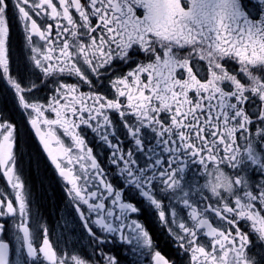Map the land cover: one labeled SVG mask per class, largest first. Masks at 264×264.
<instances>
[{"label":"snow or ice","instance_id":"6c2138e0","mask_svg":"<svg viewBox=\"0 0 264 264\" xmlns=\"http://www.w3.org/2000/svg\"><path fill=\"white\" fill-rule=\"evenodd\" d=\"M0 264H264V0H0Z\"/></svg>","mask_w":264,"mask_h":264},{"label":"flooded vegetation","instance_id":"af4514ba","mask_svg":"<svg viewBox=\"0 0 264 264\" xmlns=\"http://www.w3.org/2000/svg\"><path fill=\"white\" fill-rule=\"evenodd\" d=\"M161 243H162V246H163V241H161Z\"/></svg>","mask_w":264,"mask_h":264}]
</instances>
